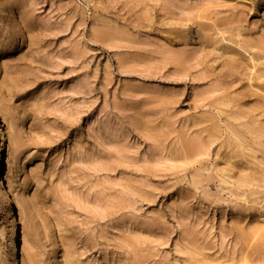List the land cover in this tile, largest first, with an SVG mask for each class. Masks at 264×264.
<instances>
[{
    "label": "rangeland",
    "instance_id": "374dc122",
    "mask_svg": "<svg viewBox=\"0 0 264 264\" xmlns=\"http://www.w3.org/2000/svg\"><path fill=\"white\" fill-rule=\"evenodd\" d=\"M0 147L21 264H264V0H0Z\"/></svg>",
    "mask_w": 264,
    "mask_h": 264
},
{
    "label": "bare ground",
    "instance_id": "6f19581e",
    "mask_svg": "<svg viewBox=\"0 0 264 264\" xmlns=\"http://www.w3.org/2000/svg\"><path fill=\"white\" fill-rule=\"evenodd\" d=\"M11 193L12 187L9 182V176H7L6 174L2 177L0 176V208L5 210L7 214H9L6 219L3 238L6 242V250L10 259V264H21V260L18 256L17 246L18 218L16 217V212L13 211L16 198L12 196ZM251 229L255 233L259 232L260 234H263L262 232H264V218L263 221L255 224L251 227Z\"/></svg>",
    "mask_w": 264,
    "mask_h": 264
}]
</instances>
